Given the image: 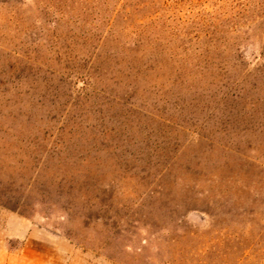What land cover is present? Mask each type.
Segmentation results:
<instances>
[{"label":"rangeland","instance_id":"374dc122","mask_svg":"<svg viewBox=\"0 0 264 264\" xmlns=\"http://www.w3.org/2000/svg\"><path fill=\"white\" fill-rule=\"evenodd\" d=\"M0 264H264V0H0Z\"/></svg>","mask_w":264,"mask_h":264}]
</instances>
